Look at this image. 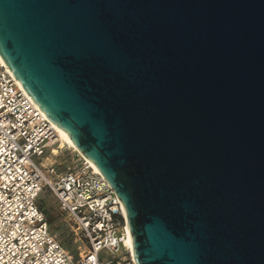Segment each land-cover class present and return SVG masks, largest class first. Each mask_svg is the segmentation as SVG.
Listing matches in <instances>:
<instances>
[{"label": "water", "instance_id": "water-1", "mask_svg": "<svg viewBox=\"0 0 264 264\" xmlns=\"http://www.w3.org/2000/svg\"><path fill=\"white\" fill-rule=\"evenodd\" d=\"M0 58L135 264H264V0H0Z\"/></svg>", "mask_w": 264, "mask_h": 264}, {"label": "built area", "instance_id": "built-area-1", "mask_svg": "<svg viewBox=\"0 0 264 264\" xmlns=\"http://www.w3.org/2000/svg\"><path fill=\"white\" fill-rule=\"evenodd\" d=\"M56 138L0 58V264H135L115 192L81 156L56 171V158L43 156ZM44 191L69 222L76 254L50 232L39 203Z\"/></svg>", "mask_w": 264, "mask_h": 264}, {"label": "rangeland", "instance_id": "rangeland-1", "mask_svg": "<svg viewBox=\"0 0 264 264\" xmlns=\"http://www.w3.org/2000/svg\"><path fill=\"white\" fill-rule=\"evenodd\" d=\"M66 145L67 144L61 145L56 149L53 152L55 156L52 154V157L56 158L55 167L58 172L64 170L67 166L76 164L80 158V155L76 151L67 145L68 148ZM48 157H50V155ZM39 203L46 214L50 232L55 235L56 239L63 246L73 254H76L77 244L73 241L69 222L66 220L64 214L60 212L54 196L48 191H44L40 195ZM102 255H104V252H102Z\"/></svg>", "mask_w": 264, "mask_h": 264}, {"label": "bare ground", "instance_id": "bare-ground-1", "mask_svg": "<svg viewBox=\"0 0 264 264\" xmlns=\"http://www.w3.org/2000/svg\"><path fill=\"white\" fill-rule=\"evenodd\" d=\"M2 60V59H1ZM2 63L3 65L6 67V65L4 64V61L2 60ZM7 68V67H6ZM8 69V68H7ZM17 81V80H16ZM18 82V81H17ZM19 83V82H18ZM20 85V83H19ZM21 86V85H20ZM22 87V86H21ZM23 88V87H22ZM38 107V106H37ZM39 108V107H38ZM40 110V109H39ZM41 111V110H40ZM42 112V111H41ZM42 114L44 115V113L42 112ZM54 126V125H53ZM55 127V126H54ZM56 128V127H55ZM57 138L56 140L54 141H51L47 144L46 148H45V151L43 152V156L45 155H48V154H54L53 152L58 149L61 145H65L67 144L69 147H71L74 151H76L83 159H85L89 164L90 162L76 149V147L74 146V144L72 142H70L57 128ZM65 143V144H64ZM66 145V146H67ZM67 146V147H68ZM68 147V148H69ZM91 165V164H90ZM92 166V165H91ZM92 168L98 172L93 166ZM123 214L126 218V215H125V210L123 209ZM126 245L131 249V246H130V241H129V237H128V234H127V219H126Z\"/></svg>", "mask_w": 264, "mask_h": 264}, {"label": "trees", "instance_id": "trees-1", "mask_svg": "<svg viewBox=\"0 0 264 264\" xmlns=\"http://www.w3.org/2000/svg\"><path fill=\"white\" fill-rule=\"evenodd\" d=\"M41 207V206H40Z\"/></svg>", "mask_w": 264, "mask_h": 264}]
</instances>
